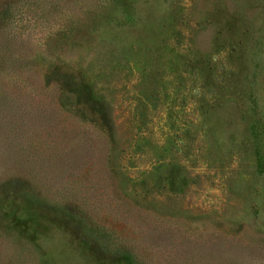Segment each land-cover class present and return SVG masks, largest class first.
I'll use <instances>...</instances> for the list:
<instances>
[{
	"label": "rangeland",
	"instance_id": "obj_1",
	"mask_svg": "<svg viewBox=\"0 0 264 264\" xmlns=\"http://www.w3.org/2000/svg\"><path fill=\"white\" fill-rule=\"evenodd\" d=\"M253 127L264 0H0V264H264Z\"/></svg>",
	"mask_w": 264,
	"mask_h": 264
},
{
	"label": "trees",
	"instance_id": "obj_2",
	"mask_svg": "<svg viewBox=\"0 0 264 264\" xmlns=\"http://www.w3.org/2000/svg\"><path fill=\"white\" fill-rule=\"evenodd\" d=\"M56 75L59 77L56 82L59 85L60 89L63 90V93H67L73 96L76 101V106L81 107L83 111L89 115V117L91 118V122L96 125L99 131L105 137L113 139L115 134V125L111 117V110L106 102L103 101V99L98 98L97 95H94L90 83L84 81L83 79L77 78L65 71H57ZM252 108L253 112H257L258 104L255 99L253 100ZM252 135L257 142L264 138V135H262L259 129H257L256 127L252 128ZM255 152L259 153L258 149H256ZM263 165L264 159L256 157V166L258 168H263ZM164 178L165 179H163L164 182H162V185L165 186L169 185V180L174 179L175 176H165ZM165 180H168V182Z\"/></svg>",
	"mask_w": 264,
	"mask_h": 264
}]
</instances>
